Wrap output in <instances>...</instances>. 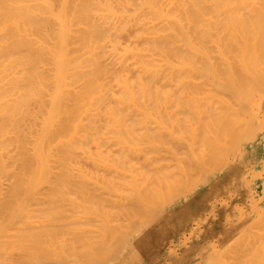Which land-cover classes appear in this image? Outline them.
<instances>
[{
	"label": "bare ground",
	"instance_id": "obj_1",
	"mask_svg": "<svg viewBox=\"0 0 264 264\" xmlns=\"http://www.w3.org/2000/svg\"><path fill=\"white\" fill-rule=\"evenodd\" d=\"M27 252L264 264V0H0V264Z\"/></svg>",
	"mask_w": 264,
	"mask_h": 264
},
{
	"label": "rangeland",
	"instance_id": "obj_2",
	"mask_svg": "<svg viewBox=\"0 0 264 264\" xmlns=\"http://www.w3.org/2000/svg\"><path fill=\"white\" fill-rule=\"evenodd\" d=\"M45 249H46V248H45ZM45 249L43 250L44 253H46V252L48 251V249H47V251H46ZM18 250L20 251L21 249H18ZM18 250H17V251H18ZM17 251H15V252H17ZM19 251H18L17 253H19ZM30 251H32V250H30ZM45 251H46V252H45ZM15 252H14V254H15ZM20 252H23V251L21 250ZM32 252H34L35 254L32 253ZM32 252H31V254H33V255H32L33 257H34V256H37V255H36V254H37L36 251H32ZM17 253H16L15 255H17ZM23 253H24V252H23ZM28 253H29V252H27V254L25 253L26 256H28V255L30 254V253H29V254H28ZM46 254H48V252H47ZM18 255H21V253H19ZM48 255H49V254H48ZM12 256H13V255H12ZM45 256H46V255H45ZM10 257H11V256H10ZM10 257H8V259H9ZM22 257H23V262L26 263V260H27V263H29L28 259H30V257H31L30 255L27 257V259L24 257V255H23ZM11 258H12V257H11ZM11 258H10V260H11ZM15 258H17V261H19V259H20L19 256H18V257H17V256H14V257H13V260H16ZM48 259H49V258H48ZM48 259H46L45 261H47ZM10 260H9V261H10ZM13 260H11V262H12ZM24 260H25V261H24ZM49 261H50V259H49ZM11 262H10V263L7 262V264H8V263L11 264ZM13 262H15V261H13ZM17 263H18V262H16V264H17ZM21 263H22V260H21ZM25 263H24V264H25ZM27 263H26V264H27ZM32 263H33V262H30L29 264H32ZM13 264H15V263H13ZM19 264H20V261H19ZM33 264H34V263H33ZM35 264H36V263H35ZM43 264H44V263H43Z\"/></svg>",
	"mask_w": 264,
	"mask_h": 264
}]
</instances>
